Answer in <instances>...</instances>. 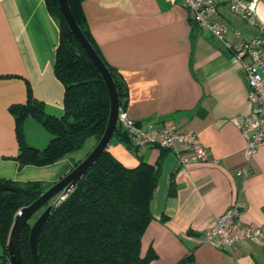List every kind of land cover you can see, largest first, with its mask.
Here are the masks:
<instances>
[{
  "label": "crops",
  "instance_id": "1",
  "mask_svg": "<svg viewBox=\"0 0 264 264\" xmlns=\"http://www.w3.org/2000/svg\"><path fill=\"white\" fill-rule=\"evenodd\" d=\"M81 6L93 43L124 81L128 114L197 133L212 157L182 165L170 150L148 146L136 152L113 136L108 149L126 167L137 166L139 156L161 165L142 253L149 248L156 253L150 264H177L190 254L192 264H264V238L234 250L203 242L235 204L245 223L264 232V145L252 157L250 173L238 174L246 165L247 141L235 120L250 102L248 80L232 51L191 20L183 0H82ZM219 6L231 42L238 40L233 28L244 39L256 34L229 11L228 0H219ZM256 12L264 24V0H258ZM59 41L60 23L47 0H0V181L51 182V187L98 143L91 137L53 164L20 167L11 107L31 98L48 114L63 115L65 86L55 73ZM24 134L40 149L52 137L31 116Z\"/></svg>",
  "mask_w": 264,
  "mask_h": 264
},
{
  "label": "trees",
  "instance_id": "2",
  "mask_svg": "<svg viewBox=\"0 0 264 264\" xmlns=\"http://www.w3.org/2000/svg\"><path fill=\"white\" fill-rule=\"evenodd\" d=\"M68 3L76 21L103 59L86 28L82 0H68ZM47 5L60 23L55 73L65 86L64 113L62 116L48 114L42 103L31 98L11 107L16 116L20 167L50 165L81 149L91 137L99 141L109 121L110 97L102 75L71 31L59 1L47 0ZM106 65L118 90L120 108L125 109L124 81L117 70ZM28 116L35 118L52 135L46 147L40 149L26 142L24 121ZM114 136L131 150L140 151L132 148L119 127ZM160 167V161L150 164L142 156L137 166L126 167L106 148L51 213L39 241L40 264H150L157 255L152 248L142 253V238L152 220L150 202ZM5 182L26 189L0 191V253L8 264L7 244L14 217L47 188L41 182L23 185ZM30 230L28 223L20 234L24 264H33ZM192 263L190 254L177 264Z\"/></svg>",
  "mask_w": 264,
  "mask_h": 264
},
{
  "label": "built area",
  "instance_id": "3",
  "mask_svg": "<svg viewBox=\"0 0 264 264\" xmlns=\"http://www.w3.org/2000/svg\"><path fill=\"white\" fill-rule=\"evenodd\" d=\"M183 2L192 20L232 51L248 80L250 108L235 120L247 141L244 149L246 165L238 174L248 175L252 157L264 145V24L260 22L256 12L258 0H228L229 11L256 29V34L244 39L242 30L233 28L232 34L238 39L235 42L229 40L230 29L223 20L219 0ZM117 127L125 132L134 150L158 146L172 151L182 165L212 160L210 152L195 132H180L173 125L154 121L140 122L122 108L119 110ZM65 197L66 195H58L52 202L56 201L57 205ZM262 238V228L245 223L242 210L235 204L206 231L203 242L222 250H234L242 243ZM0 264H5L1 253Z\"/></svg>",
  "mask_w": 264,
  "mask_h": 264
},
{
  "label": "water",
  "instance_id": "4",
  "mask_svg": "<svg viewBox=\"0 0 264 264\" xmlns=\"http://www.w3.org/2000/svg\"><path fill=\"white\" fill-rule=\"evenodd\" d=\"M61 11L65 20L67 21L71 31L74 33L78 42L81 44L82 48L88 54L90 59L93 61L100 74L102 75L110 97V115L107 127L101 139L98 141L94 149L87 155V157L82 160L70 173L62 177L53 186L44 191L38 199L28 206L22 207L16 216L14 217V222L8 238V253L10 264H24L21 248H20V234L22 229L31 222V219L39 214L34 223L32 224L29 244L31 249V257L33 264H40L39 257V241L41 233L50 218L51 213L56 207V201L52 202L54 198L58 195H68L69 192L75 187L78 181L84 176L88 169L93 165V163L101 156L106 148H108L118 121V115L120 110V98L118 90L111 75V72L100 57L98 52L95 50L82 28L76 21L68 0H58ZM26 189L15 184H11L5 181H0V191H25Z\"/></svg>",
  "mask_w": 264,
  "mask_h": 264
},
{
  "label": "rangeland",
  "instance_id": "5",
  "mask_svg": "<svg viewBox=\"0 0 264 264\" xmlns=\"http://www.w3.org/2000/svg\"><path fill=\"white\" fill-rule=\"evenodd\" d=\"M46 187H50V185H51V182H44L43 183ZM38 215L39 214H36L32 219H31V222H30V225H31V227H32V224L34 223V221L36 220V218L38 217ZM1 242H0V252H1V250H2V248H1Z\"/></svg>",
  "mask_w": 264,
  "mask_h": 264
}]
</instances>
